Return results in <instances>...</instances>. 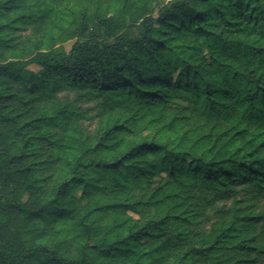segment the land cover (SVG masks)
Returning <instances> with one entry per match:
<instances>
[{
    "label": "trees",
    "instance_id": "trees-1",
    "mask_svg": "<svg viewBox=\"0 0 264 264\" xmlns=\"http://www.w3.org/2000/svg\"><path fill=\"white\" fill-rule=\"evenodd\" d=\"M0 264H264V0H0Z\"/></svg>",
    "mask_w": 264,
    "mask_h": 264
},
{
    "label": "rangeland",
    "instance_id": "rangeland-1",
    "mask_svg": "<svg viewBox=\"0 0 264 264\" xmlns=\"http://www.w3.org/2000/svg\"><path fill=\"white\" fill-rule=\"evenodd\" d=\"M152 8V7H151ZM153 11H154V8H152ZM155 14V12H154ZM91 17H92V21L90 23V26H91V34H92V37L94 36L95 38H98L99 35H101V31L99 29V26L98 24L96 23V21L94 20L93 18V13H91ZM34 70H38L37 67H33Z\"/></svg>",
    "mask_w": 264,
    "mask_h": 264
}]
</instances>
